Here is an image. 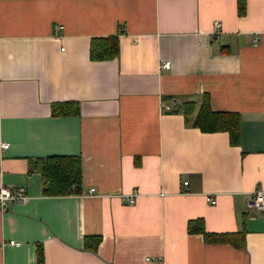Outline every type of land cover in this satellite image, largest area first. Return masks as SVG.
Returning <instances> with one entry per match:
<instances>
[{
	"label": "crops",
	"instance_id": "0c3cea01",
	"mask_svg": "<svg viewBox=\"0 0 264 264\" xmlns=\"http://www.w3.org/2000/svg\"><path fill=\"white\" fill-rule=\"evenodd\" d=\"M242 1L0 0V186L29 196L0 209V264H264V0ZM107 36L118 55L92 60ZM203 93L239 114L237 144L186 125ZM48 156H80V192L43 193Z\"/></svg>",
	"mask_w": 264,
	"mask_h": 264
},
{
	"label": "trees",
	"instance_id": "16d2710c",
	"mask_svg": "<svg viewBox=\"0 0 264 264\" xmlns=\"http://www.w3.org/2000/svg\"><path fill=\"white\" fill-rule=\"evenodd\" d=\"M245 13V5L238 0V14ZM89 55L92 60L112 59L118 55V37H93L90 41ZM76 103L56 102L52 103L53 115H67L76 113ZM181 113L188 126L197 127L203 132L227 131L231 144H237L240 140L241 120L237 112L214 111L210 107L208 94L203 93L200 103L197 105L194 99H188L180 105ZM31 167L38 171L43 180V193L45 195H68L80 192L81 167L80 156H48L30 160ZM187 230L190 233H201L207 242L226 241L238 247L245 245V230L227 234H214L205 230L202 221H189ZM94 242L88 244L93 250L101 241L99 236L90 238ZM37 264H43V254L38 251Z\"/></svg>",
	"mask_w": 264,
	"mask_h": 264
},
{
	"label": "built area",
	"instance_id": "2783aa9c",
	"mask_svg": "<svg viewBox=\"0 0 264 264\" xmlns=\"http://www.w3.org/2000/svg\"><path fill=\"white\" fill-rule=\"evenodd\" d=\"M216 26H218V23H216ZM163 67H169V61H165L162 64ZM170 106H167V109H169ZM7 143L6 142H1L0 143V148L4 149L7 147ZM187 182L184 181V184H186ZM90 192L93 191V189L89 190ZM124 198L127 200V202L129 204H132L133 202H135V194H127L124 196ZM29 200V196H27L26 194H24L23 192L20 191H13L12 189L6 187V186H0V209H3L6 205L7 202H20V203H25ZM207 200L209 203L213 204L215 203V198H213L212 196H208ZM252 205L254 207H256V209L258 211H263L264 210V192L262 190H256L254 192L253 195V199H252ZM10 244H18L17 242L11 240L9 242Z\"/></svg>",
	"mask_w": 264,
	"mask_h": 264
}]
</instances>
